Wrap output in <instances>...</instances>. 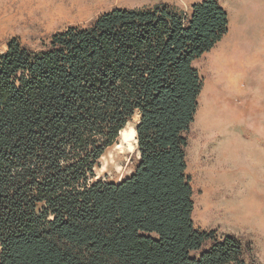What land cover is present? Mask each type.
Instances as JSON below:
<instances>
[{
    "label": "trees",
    "instance_id": "1",
    "mask_svg": "<svg viewBox=\"0 0 264 264\" xmlns=\"http://www.w3.org/2000/svg\"><path fill=\"white\" fill-rule=\"evenodd\" d=\"M218 0L114 8L0 53V264H256L252 246L193 220L187 149L204 85L195 62L222 40ZM135 124L138 158L97 178Z\"/></svg>",
    "mask_w": 264,
    "mask_h": 264
},
{
    "label": "rangeland",
    "instance_id": "2",
    "mask_svg": "<svg viewBox=\"0 0 264 264\" xmlns=\"http://www.w3.org/2000/svg\"><path fill=\"white\" fill-rule=\"evenodd\" d=\"M200 1L0 0V53L13 37L39 50L55 32L88 25L114 8L166 3L189 12ZM218 1L228 12L229 30L195 62L204 85L188 134L193 220L199 230H215L251 244L256 264H264V0ZM228 50L229 57L224 58L228 63L217 64L218 55ZM231 77L240 91L230 85ZM214 100L222 105V112L227 109L205 127L203 110ZM137 121L136 116L126 129L135 128ZM137 158V140L121 135L101 158L97 178L119 181L133 171Z\"/></svg>",
    "mask_w": 264,
    "mask_h": 264
},
{
    "label": "bare ground",
    "instance_id": "3",
    "mask_svg": "<svg viewBox=\"0 0 264 264\" xmlns=\"http://www.w3.org/2000/svg\"><path fill=\"white\" fill-rule=\"evenodd\" d=\"M61 10H59L57 12L60 13ZM55 14H52V17H54ZM224 48V47H223ZM229 52L230 50L228 51H222L219 55H218V58H217V64H221L223 61H224V58L226 56L229 57ZM232 57V55H231ZM233 58V57H232ZM237 59V58H236ZM237 61V60H236ZM234 60V64L236 62ZM225 64H227L228 62L227 61H224ZM233 64V63H232ZM238 67V66H237ZM240 67V66H239ZM230 85L234 88H237L238 91H240V88L241 87H238V83H237V80L234 79L233 77L230 78ZM219 102H217V100H214L213 102H210L209 104H206L205 107H204V110H203V116L201 117V123L203 124V126L207 127V126H210L213 122L217 121V119H215L216 117H218V115L221 117L223 116V113H225L226 111V107H224L223 109V112H222V105H218ZM221 108V109H220ZM216 116V117H215ZM219 117V118H220ZM215 119V120H214ZM216 131V130H215ZM213 133H211V136H212ZM215 134V133H214ZM122 135L124 136V138H127L128 135H131L132 138L136 141V130L135 128H131L129 131L127 129H124L122 131ZM213 137V136H212ZM251 203V202H250ZM249 203L247 202V205ZM251 210H252V207H251ZM250 210V211H251ZM255 209H253L254 211ZM256 211V210H255Z\"/></svg>",
    "mask_w": 264,
    "mask_h": 264
}]
</instances>
